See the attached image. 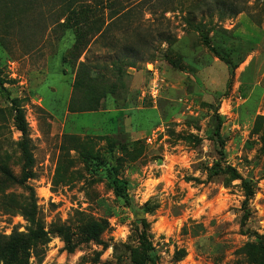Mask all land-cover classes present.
<instances>
[{"label":"rangeland","instance_id":"rangeland-1","mask_svg":"<svg viewBox=\"0 0 264 264\" xmlns=\"http://www.w3.org/2000/svg\"><path fill=\"white\" fill-rule=\"evenodd\" d=\"M0 77V164L25 176L13 100L33 153L27 181L0 172L19 207L0 208V238L34 229L32 211L49 231L29 264H137L142 218L158 264H251L264 233V0H0ZM219 123L222 163L255 184L245 226L241 180L211 175ZM113 165L137 211L115 195ZM95 219L109 222L101 243L85 238Z\"/></svg>","mask_w":264,"mask_h":264},{"label":"trees","instance_id":"trees-1","mask_svg":"<svg viewBox=\"0 0 264 264\" xmlns=\"http://www.w3.org/2000/svg\"><path fill=\"white\" fill-rule=\"evenodd\" d=\"M82 9L86 7L82 6ZM73 12L74 10L71 9ZM70 11V12H71ZM241 12V11H239ZM238 12V13H239ZM222 14V13H221ZM232 14H235L234 12ZM228 16L220 15L219 19L227 18ZM187 23L190 24V21L187 20ZM207 42V40L205 39ZM231 64L230 60L226 61ZM0 84L3 85V81L0 77ZM15 104V123L19 130L23 134V140L21 143L23 157L25 159L24 173L25 176L19 180L16 178L6 166L0 164V172H2L7 181H16L23 183L29 178L33 177L32 168H33V153H32V140L30 127L26 119L25 112L23 107L17 103V100H13ZM221 123L218 124V127L215 129V135L218 139V142L221 147V160L217 161L211 168V175H218L220 173H226L230 176L231 179L241 180L242 186L245 189L246 197L242 204V209L244 211L242 217V225L245 226L247 222L252 217V211L250 208L251 199L255 194V184L252 179L244 178L239 171L232 165H225L222 163V160L225 161V140L221 131ZM106 171H109L111 174V184L114 190V193L117 197L121 198L126 204H128L132 209L137 211V206L133 204V198L130 193V182L125 177L121 176L118 166L113 165L111 168H106ZM0 208L5 210L8 213L15 214L19 211L18 204L16 200L6 192L0 193ZM32 222L35 223L36 227L31 229L28 234L15 232L10 236H7L4 240L0 238V263L4 262L5 264H29L31 256V248L33 244L37 241L44 240L48 237L49 231L45 230L44 226L39 225L35 220V211L28 213ZM142 227L138 231V240H139V249H134V258L136 259L137 264H145L149 262L150 264H158V256L155 251V246L148 234L149 223L146 218L138 220ZM109 222L107 220H91L87 226L84 228L85 238L90 241L101 243V234L107 229ZM250 233V228L246 230ZM59 232L63 235L66 247L73 251L75 249V244L72 242L71 234L68 228L61 227ZM256 240L253 243L248 245L249 247V259L251 264H264V233L260 234L254 232ZM143 256V258L141 257Z\"/></svg>","mask_w":264,"mask_h":264},{"label":"built area","instance_id":"built-area-1","mask_svg":"<svg viewBox=\"0 0 264 264\" xmlns=\"http://www.w3.org/2000/svg\"><path fill=\"white\" fill-rule=\"evenodd\" d=\"M149 69L151 70V72H153L154 74H156V71L154 70L153 66L149 67ZM154 88H156V86H154V87L152 88V92H153V93L155 92V89H154Z\"/></svg>","mask_w":264,"mask_h":264},{"label":"crops","instance_id":"crops-1","mask_svg":"<svg viewBox=\"0 0 264 264\" xmlns=\"http://www.w3.org/2000/svg\"><path fill=\"white\" fill-rule=\"evenodd\" d=\"M256 25V24H255Z\"/></svg>","mask_w":264,"mask_h":264}]
</instances>
